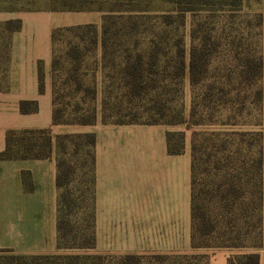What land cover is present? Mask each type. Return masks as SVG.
<instances>
[{
    "label": "rangeland",
    "instance_id": "374dc122",
    "mask_svg": "<svg viewBox=\"0 0 264 264\" xmlns=\"http://www.w3.org/2000/svg\"><path fill=\"white\" fill-rule=\"evenodd\" d=\"M185 1L0 0V13H52V23L61 25L52 31L56 33L52 40V67L41 72L44 85L53 88L58 122L80 127L97 123L163 124L169 129L175 151L188 146L193 153L197 148V188L204 192L208 190L207 182L215 180L205 171L214 164L207 162L209 153L216 151L210 140L213 130L250 125L258 129L264 119V0H193V5ZM189 7L195 11L180 13ZM92 19L98 23L74 25ZM17 22L19 19H11L9 27H16ZM66 23L71 25H62ZM194 48L206 55L196 85L191 83L189 74ZM139 54L144 59L143 75L130 76L126 66ZM256 91L262 92L258 112L250 104ZM234 92H246L247 106L252 110H246L239 118L240 125L233 127L225 124ZM85 122L89 125H81ZM49 136L53 139L52 155L61 165L64 177L60 218L66 225L61 232L63 248L56 254L96 255L88 248L87 237L95 202L93 133L48 134L42 138ZM228 152L218 151L216 160L226 161ZM243 190L249 192L251 186L243 185ZM250 198L244 195L243 202ZM214 201L205 194L199 199L201 212L213 220L220 214ZM249 215L237 210L235 218L247 219H235L238 225L230 227L218 226L212 236L197 234L194 245L231 250L233 256L244 254L246 249L219 246L242 244ZM261 249L264 238L250 250ZM89 264L103 262L92 259ZM111 264L167 262L131 257ZM185 264H208L207 256H188Z\"/></svg>",
    "mask_w": 264,
    "mask_h": 264
},
{
    "label": "crops",
    "instance_id": "0c3cea01",
    "mask_svg": "<svg viewBox=\"0 0 264 264\" xmlns=\"http://www.w3.org/2000/svg\"><path fill=\"white\" fill-rule=\"evenodd\" d=\"M52 15L0 13V153L10 132L44 130L54 136L93 133V251L101 262L149 257L167 264H185L188 256L205 254L208 264H228L233 251L194 245L192 150L185 146L180 152H169L167 126L54 124L53 88L43 83L40 91L41 72L49 71L53 63L52 31L61 26L52 23ZM11 19L21 21L19 30L9 29ZM84 23L98 20L74 25ZM22 102L36 103L37 112L22 113ZM58 172L55 155L49 159L0 160V251L59 253ZM259 255L260 264H264V249Z\"/></svg>",
    "mask_w": 264,
    "mask_h": 264
},
{
    "label": "trees",
    "instance_id": "16d2710c",
    "mask_svg": "<svg viewBox=\"0 0 264 264\" xmlns=\"http://www.w3.org/2000/svg\"><path fill=\"white\" fill-rule=\"evenodd\" d=\"M185 3L193 5V0H186ZM71 11V10H70ZM195 10L192 7L182 10L181 14L193 13ZM170 18V16H167ZM168 23V22H167ZM10 25V24H9ZM21 28V21L17 22L16 27H9L10 30H19ZM56 33L52 34V40ZM192 38L196 39V30L192 31ZM203 52H198L195 48L191 51V59L189 62L190 80L193 85H196L203 67L206 64V55ZM143 56L138 55L137 59L126 66L127 73L130 76L142 77L143 75ZM262 64V62H260ZM260 64V65H261ZM40 91H43V82L41 74ZM223 93V92H222ZM219 95V93H218ZM254 100L250 102L252 109L259 111L262 100V92L256 91L253 96ZM247 93L234 92L233 99L230 101L228 109L230 116L225 125H232L233 127L239 124V118H242L246 110L251 113L247 106ZM21 112L24 114L35 113L38 108L34 102H22ZM253 115V114H252ZM252 115H250L252 117ZM192 116H194V109ZM233 119V122H231ZM231 123V124H230ZM54 124H61L55 118ZM115 124H134V123H115ZM81 125H89V123H81ZM260 128L255 129L252 125L247 128L240 126L228 128L226 130H213L210 140L214 142L213 147L216 149L214 153H209L208 163H213V167L206 168V172L210 176H214L212 182H207L206 191H198L197 188V172H198V159L196 156L195 147L193 149V226H194V241L197 234L202 237L212 236L216 233L218 226L222 225L228 227L234 223L238 225L237 221L247 219V216L235 218L238 211L249 212L248 216V230L247 235L242 244H231L219 246V248L231 249H246L242 255L232 256L229 258L228 264H260L259 251L250 250L258 247V242L264 238V119L258 125ZM51 135L49 131H23V132H10L6 137V148L0 153V160H13V159H49L52 155L53 139L51 136L42 138L46 135ZM70 138V136H65ZM92 143L94 148L93 154V185H94V199H95V146L96 137L93 134ZM41 141V142H40ZM227 150L228 155L225 156L226 161L218 162V151ZM169 152L177 153L172 146L169 137ZM214 159V160H213ZM217 161V162H215ZM211 165V164H210ZM58 176L57 186L60 190L63 186L64 177L61 170V165L58 163ZM26 182V178H25ZM27 184V183H26ZM243 185L251 186V190L246 192L243 190ZM212 186L211 188H209ZM201 194L215 200L214 203L218 207L220 214L213 218H207L205 212H201L202 208L199 204ZM244 195H250L251 198L248 202H243ZM95 201V200H94ZM60 203L61 193L59 194L58 202V249L63 247L60 244L61 232L64 228L65 222L60 218ZM87 237L90 241L89 249H95V202L93 212L91 215L90 225L87 229ZM76 248V247H75ZM130 258V257H128ZM92 259L100 261L99 256L91 254H53V255H25L18 254L11 250L0 251V264H89ZM101 262V261H100ZM103 264L104 260L102 259Z\"/></svg>",
    "mask_w": 264,
    "mask_h": 264
}]
</instances>
